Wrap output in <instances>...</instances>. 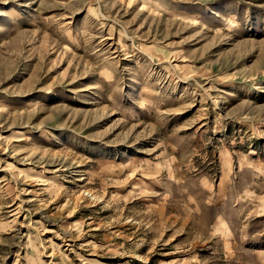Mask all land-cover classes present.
Segmentation results:
<instances>
[{
	"label": "rangeland",
	"instance_id": "obj_1",
	"mask_svg": "<svg viewBox=\"0 0 264 264\" xmlns=\"http://www.w3.org/2000/svg\"><path fill=\"white\" fill-rule=\"evenodd\" d=\"M0 264H264V0H0Z\"/></svg>",
	"mask_w": 264,
	"mask_h": 264
}]
</instances>
